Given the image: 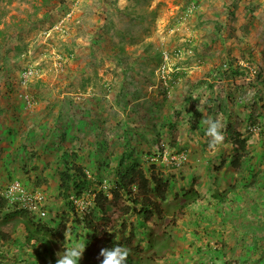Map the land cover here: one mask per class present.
I'll return each instance as SVG.
<instances>
[{
  "label": "rangeland",
  "instance_id": "obj_1",
  "mask_svg": "<svg viewBox=\"0 0 264 264\" xmlns=\"http://www.w3.org/2000/svg\"><path fill=\"white\" fill-rule=\"evenodd\" d=\"M207 118L224 124L216 149ZM121 160L155 166L168 204L192 187L202 198L181 218L127 219L156 264H264V0H0V193L41 194L36 223L88 243L76 219L95 193L62 196L60 172L78 164L109 194ZM12 226L0 264L42 261Z\"/></svg>",
  "mask_w": 264,
  "mask_h": 264
},
{
  "label": "trees",
  "instance_id": "obj_2",
  "mask_svg": "<svg viewBox=\"0 0 264 264\" xmlns=\"http://www.w3.org/2000/svg\"><path fill=\"white\" fill-rule=\"evenodd\" d=\"M238 73L242 74V72ZM239 136L241 135L237 134L239 147L234 153L236 161L233 162V167H238L242 158L240 151H243L247 145V140L240 139ZM123 163L124 161L121 160L120 167L123 170L116 174V184L109 194L102 191L94 192L92 190L94 182L88 177L83 167L78 164L69 167L65 163L60 172L59 189L62 196L68 197L73 191L78 196H82L88 191L95 193L94 208L83 213L81 218L83 220L76 219L78 222L85 223L88 231V243L79 264H100V259H98L100 249L111 248L117 244L129 249L127 264H144L147 260L156 264V259L161 256L157 252L152 253V256L145 255L155 247L150 244L148 246L147 243L143 248L136 237L133 225L129 224L127 219L131 214H135L137 225L142 228L155 219H164L169 214L181 218L187 208L202 200L199 192L192 187L173 204H168L166 200L170 182L157 173L155 166L142 169L136 168V166L124 167ZM235 191V185L231 183L222 194L214 193L213 197L223 201L229 193L234 194ZM127 201L131 204H127ZM8 208H12L13 211L0 219V242L2 244L14 243L11 235L2 231L4 225L12 223L13 233L19 229L23 230L21 234L24 236V240H21V236L20 240H17L22 241L23 244L18 245V248L23 251L37 249L42 255L41 260H44V262L39 261L33 258V253L28 255L25 251L24 255L27 257V261L33 260L31 264H55L57 254L68 248L69 242L65 236L67 232L64 229L59 231L36 223L35 217L29 211L14 209L0 195V214L5 213ZM96 212L100 215H97ZM154 236L158 241L159 236L157 234ZM5 257L2 256L0 259L4 260ZM46 260L48 261L46 262Z\"/></svg>",
  "mask_w": 264,
  "mask_h": 264
},
{
  "label": "clouds",
  "instance_id": "obj_3",
  "mask_svg": "<svg viewBox=\"0 0 264 264\" xmlns=\"http://www.w3.org/2000/svg\"><path fill=\"white\" fill-rule=\"evenodd\" d=\"M202 122L207 126L206 135L210 138L209 148L216 149L218 146L222 145L225 141V134L223 132V122L219 118H207L203 119ZM23 188L28 191L24 186ZM0 195L5 198L1 193ZM5 200L7 199L5 198ZM7 202L16 210H27L29 212L35 211L33 212L35 214L39 213V204L41 203L37 202L36 207L34 208L28 205H23L25 207L18 206L10 203V201L8 200ZM86 244L87 242L78 241L73 243L71 247L65 248L62 253L57 254L55 264H79L80 260L83 258L86 249ZM129 254V249L117 244L111 248H101L98 253V259H100V264H127Z\"/></svg>",
  "mask_w": 264,
  "mask_h": 264
},
{
  "label": "built area",
  "instance_id": "obj_4",
  "mask_svg": "<svg viewBox=\"0 0 264 264\" xmlns=\"http://www.w3.org/2000/svg\"><path fill=\"white\" fill-rule=\"evenodd\" d=\"M164 159L167 161L169 160L167 157H164ZM186 160L187 156L184 153H181L179 155H174L173 157H171L170 164L176 168L183 165ZM2 195L12 204L18 206L28 205L34 208L36 207L37 202H41L43 200L41 194L37 192L30 193L26 191L19 182L12 183L7 189H5Z\"/></svg>",
  "mask_w": 264,
  "mask_h": 264
}]
</instances>
